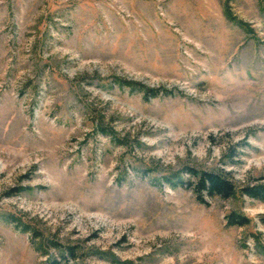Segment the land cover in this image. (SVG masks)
<instances>
[{
	"label": "rangeland",
	"instance_id": "rangeland-1",
	"mask_svg": "<svg viewBox=\"0 0 264 264\" xmlns=\"http://www.w3.org/2000/svg\"><path fill=\"white\" fill-rule=\"evenodd\" d=\"M259 184L264 0H0V264H264Z\"/></svg>",
	"mask_w": 264,
	"mask_h": 264
},
{
	"label": "trees",
	"instance_id": "trees-1",
	"mask_svg": "<svg viewBox=\"0 0 264 264\" xmlns=\"http://www.w3.org/2000/svg\"><path fill=\"white\" fill-rule=\"evenodd\" d=\"M228 19L233 21L230 15L226 14ZM128 87H132L134 83H127ZM144 89V88H142ZM144 92L148 96H156L157 91L153 89H144ZM186 174L191 181H185L183 178V174ZM162 180L172 188L181 187L187 188L190 185V189L195 195V198L198 203L205 204L206 202L203 199V196H207L208 198H220L222 200L233 199L237 196V190L234 185L222 175L217 174L215 172L209 171H201L195 168H184L179 171H169ZM240 195H244L249 199H253L259 202L264 203V184L259 185H248L243 187L239 191ZM261 221H264L262 218ZM250 220L245 216L231 212L226 216V223L229 227H244L249 224ZM256 247L258 251L264 253V246L257 243ZM101 258L110 261L112 264H128L118 262L112 255L110 254H99ZM61 257L67 258L69 260L75 259V248L67 247L61 249ZM47 264H59L56 260L50 261Z\"/></svg>",
	"mask_w": 264,
	"mask_h": 264
}]
</instances>
